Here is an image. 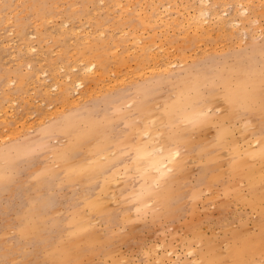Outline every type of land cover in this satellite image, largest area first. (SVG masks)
Here are the masks:
<instances>
[{"label":"rangeland","instance_id":"374dc122","mask_svg":"<svg viewBox=\"0 0 264 264\" xmlns=\"http://www.w3.org/2000/svg\"><path fill=\"white\" fill-rule=\"evenodd\" d=\"M25 1V7H29L31 2H40V0H0V76L6 78L5 83L0 82V137H5L3 141L0 139V167H5L7 161L6 168L1 172L4 180L0 182V264H34L37 257L45 253L43 251L46 245L55 242V239L67 245L71 232L75 234L77 232L83 241H87L81 247L87 249L88 253L80 257L77 264H158V258L170 254H172L168 257L170 259L166 258L162 264H209L210 257L217 261L216 264H253L252 262L264 264L262 242L264 168H260L259 164L264 155L253 158L250 156V148L245 149L247 143L256 137L264 140V135H255L258 123L255 121L256 127L249 123L252 118L249 112L242 117L225 119L224 123H221L222 126L218 124L220 118L229 111L224 101L225 94L228 89L236 88V79L240 76L239 70H235V73L230 74V83L225 85L221 82L220 75L225 76L229 73L227 69L235 66L238 61H240L238 66H244L248 63V58L261 59V56H264V0H239V2L228 0L231 2L229 4L220 0V9L226 5L225 10L230 14L234 13L240 2L242 3L241 7H238L239 10L243 7L250 8L251 20L245 21L241 27H236L238 29L244 27L248 36L229 26L225 29L219 27L213 21L211 34L204 35V42L194 50L195 52H189L190 56L184 64L181 65L177 60L180 65L177 67L173 65L171 69L174 73L162 76L160 82L154 81L155 84L146 88L143 93L134 85L150 79V74L142 78L143 76L137 77L132 71L137 66V57L142 53L141 48L132 45V41L126 44L121 41L126 38L122 35L130 32L131 29L129 25H125L126 22L123 23L126 16L136 15L140 11V5L144 8L151 6V0L107 2L111 9H108V12H111L110 17L106 16V9H102L104 2H97L95 4L97 9H94L91 3L87 4L89 15H76L72 14L74 9L79 10L84 7L81 0H57V2L44 0L49 1L44 5L51 6L54 14L47 15L43 21L38 20L32 12L23 9L22 3ZM185 2L187 0H174L173 5L183 8L187 5ZM197 4V1L189 0L191 14ZM117 19L121 22L118 29L115 26ZM20 23L25 25L24 35L18 32ZM65 23H68L69 27L82 29L84 33L92 28L97 34L107 29L106 35L113 40L103 52L104 56L108 54L109 62L112 64L108 74L103 76L98 69L95 74L80 72L83 64L92 62L90 58L82 59L85 55L84 49L89 43L84 39L83 34L76 38L72 32L66 33L63 25ZM260 25L261 28H257ZM164 32L163 29L159 30L161 40L165 38ZM97 34L95 37L98 36ZM42 36L44 39L40 42ZM150 36L151 31L144 33V42L151 43ZM92 40L96 42V46H101L99 39L91 37L90 41ZM159 43L160 41H157V44ZM216 44L218 49L204 59L208 54L204 52L208 49L206 46L211 48L216 47ZM31 47H36L37 51L29 55L26 50ZM125 47L131 50L123 53ZM219 47H223L222 50H219ZM41 51H44L43 54ZM122 55L127 66L121 67L120 70L114 64L116 57L122 58ZM237 55L243 56V59L237 60ZM192 56L198 58L200 62L194 63L195 59H192ZM29 65L40 73L36 83L33 79L26 78L22 81L16 76L17 70L28 76L32 69ZM59 65L65 69L60 71L62 66ZM128 65L133 67L132 70ZM258 65L259 67L262 65L261 60L258 61ZM71 66L73 68L75 66V70L70 69ZM67 73L71 75V83L66 81ZM200 76L203 79L208 78L209 87L212 84L217 86L212 87L218 89L215 90L216 96L213 101L218 110L209 112L212 115L211 119L202 123V130L194 133L188 144H175V147L181 146L183 151H187L183 153L179 147L183 154L181 156L187 157L174 172V175L179 177L170 184L168 205L163 211L160 201L156 197H148L151 194H146L147 189L144 185L147 181L143 172H136L137 167L134 164L133 169L128 167L131 170L125 173L124 165L130 166L134 156L140 152L136 147L135 140L138 139L136 134H139L136 130L139 132L140 126L144 123L142 121L141 124L139 121L144 117L160 115L161 109L176 98V93L183 91L188 85L192 87L193 82H197V78L201 79ZM128 78L132 81L130 82ZM122 80L126 82H120ZM76 81L82 82L83 87L76 88ZM56 85L58 89L54 90ZM66 87L70 90H68L69 99L63 98L65 95L62 90L64 91ZM44 89L47 90V94ZM119 91H125V97L113 98L109 104L108 101H103L105 97L116 95ZM131 99L135 102L134 106L128 105ZM137 103H141L138 111L134 110ZM261 105L262 115L257 118L264 123V105ZM75 112L80 114L75 120L77 124L80 122V125L78 124V128L76 123L72 124L73 132L80 131L81 126L82 130H85L98 125V122L105 125L109 121L115 125L114 131L112 130V134L109 135L117 136V146L116 143H111L109 152L122 149L130 157L121 166L118 165V168H111L109 174L98 173L93 177L92 172L86 170V174L83 172L82 178H78L77 173L73 171L71 175L76 177L67 179V183L55 182L49 190L43 186L34 187V181L45 175L50 178L52 170L60 168V164L54 160V152L68 143L66 134L53 132L50 126L55 124L64 126L66 124L64 119ZM247 119H249L247 125L250 124L248 127L244 126ZM45 131L48 136L44 134ZM131 133L134 135L132 136ZM130 137L134 138L135 140H132L135 142H128L131 141ZM189 141L195 146L194 148H189ZM92 144L93 142L90 144L88 142L84 145L82 152L88 154ZM225 149L227 150L223 151ZM245 156H248V160ZM103 157L99 158V161L103 162ZM243 159L250 161L244 162ZM9 162L11 166L8 167ZM66 164L73 169L82 170L91 167L93 161L88 156L79 155L78 159L71 158ZM203 164L207 165L206 169L201 167ZM201 168L203 179L199 177ZM132 170L134 172H131ZM115 171L120 172V177L116 176L118 173L115 174ZM122 172L125 176L121 177ZM112 173L115 174L116 179L119 178L120 184L117 187L112 186L113 190L112 187L110 188L113 194L109 191L107 194L105 188ZM250 182L256 186L254 190L248 189ZM122 188L124 191H121ZM104 194L108 195L107 198L113 196L106 199ZM100 196L105 200L100 198L96 200ZM107 200L108 203L110 201L109 206L105 205L108 204ZM101 204L105 206L101 208ZM84 210L88 213L82 216ZM25 219L29 224L39 228L38 237L30 238L36 240L30 241L19 236L18 227ZM61 222L66 226L63 233H51L50 230ZM234 244H241L243 251L232 252L229 247ZM195 250L197 256L189 253ZM197 259L202 261L199 263Z\"/></svg>","mask_w":264,"mask_h":264},{"label":"bare ground","instance_id":"6f19581e","mask_svg":"<svg viewBox=\"0 0 264 264\" xmlns=\"http://www.w3.org/2000/svg\"><path fill=\"white\" fill-rule=\"evenodd\" d=\"M81 1L84 4V7H81V9H79V10L74 9V12H72V14L89 15L90 12L88 11L89 7L87 4L91 3L95 7V4L97 2H102V3L104 2V6L102 9H106L105 10L106 16L110 17L111 12H108V11L111 9H109L110 7H108L107 2L113 3L116 0H81ZM173 1L174 0H151V4H152L151 6L144 8L143 5H140V11H138V13L136 15H132V14L127 15L128 17L126 16V19L123 22V23L126 22L125 25L126 24L129 25L131 27V29L129 30L130 32L125 33V35L121 34L122 36H126L125 39L123 38L124 40H122L121 43L126 44L128 41H132V45H136V46L140 47L141 51H142L141 55L139 57H137L138 63H137L136 68L132 70L133 67H130V65H128L129 68H131V70L136 73L135 75H137V77L139 75V77L143 76L142 78H145V76L147 77L146 74H150V76H149L150 79H147L146 81L142 82L141 84H135L134 85L136 88H140L141 93H143V91L146 88H150L151 86H153L155 84L154 81H156V83L160 82L159 79H161L162 76L170 75V74L174 73V71L171 69L173 67V65H175L177 67V65L184 64V62L190 56L189 52H193L194 50H197V48L201 46L202 42H204L203 41L205 38L204 35L211 32V30H212L211 27H212L213 21H215L214 23L219 25V27H222L225 29L227 26H229L235 30L237 29L238 31L243 32L244 36H248V33L244 27H242L240 29L236 28V27H241L245 21L251 20L250 19L251 18V16H250L251 12H250L249 7H243L241 10H239V8L241 7L240 4L242 2L238 3V7L239 6L240 7L239 8L236 7L234 13L230 14V13H228V11L225 10L226 5H224L222 7V9H220L221 8V5H220L221 1L220 0H218V1L217 0H192L193 2L197 1L198 4L196 7H194L193 13L191 14V12H189V0H187V2H185V3H187V5L183 8L182 7H175V5H173ZM45 2H49V1L42 0V2H41V0H40L39 3H32L31 2L29 7L28 6L25 7L26 1L22 4L24 6L23 9L28 10V12H32L34 15H36V17H38V20L43 21L46 19L47 15L53 16V14H54L52 7L51 6H45L44 5ZM53 2H57V0H54ZM238 2H239V0H238ZM224 3L229 4L231 2H229L228 0H224ZM119 5L121 6V2L119 3ZM109 6H110V4H109ZM128 8H130V7H128ZM94 9H97V8L95 7ZM71 10L72 9H70V11ZM180 11H182L183 13H181ZM97 12H95V13H97ZM241 15H243V16L246 15V16L242 17ZM254 20L256 21L255 18H254ZM10 22H11V19H10ZM120 24H121V22L118 20L115 24V26L117 28L116 27L115 28L118 29V26ZM63 25H65L64 28H65L66 33L72 32L76 38L84 35V39L88 40L87 42L89 44L84 49L85 55L83 56L82 59L84 60V59L90 58V59H92V62L90 61V63L87 65L83 64V62H82L83 66L80 68V70H81L80 72L81 73L85 72L86 74H88L87 72H90V73L95 74V73H97L96 70L98 69V71L101 75L104 76V75L108 74V72L112 68V64H110V62H109L110 57L108 56V54H106L104 56L103 52L107 50V46L113 40L109 39V36L106 35L107 29L102 30L99 34H97V32L94 30V28H92V30H90L89 32H87L88 31L87 30L86 33H84L83 30L80 28L69 27L68 23H65ZM24 26H25L24 23H20L19 31H18L20 35H24V32H23ZM257 28H261V25H260V27L258 26ZM161 29H163L165 31L164 33L166 34L165 38L163 40H161L160 35L158 34L159 30H161ZM149 31H151V36H150V38H152L151 43L148 41L144 42V38H143L144 33H149ZM96 34L98 35L97 37H95ZM217 35H219V34H217ZM119 36H120V34H119ZM91 37H93L95 39L96 38L99 39L100 40L99 44L101 46H96L95 45L96 42L93 40L90 41ZM43 39H44V36L40 37L39 41L42 42ZM157 41H160V43L157 44ZM81 42H83V41H81ZM219 44L221 45V43H219ZM223 44L224 43H222V46H223ZM237 44H238V41H237L236 45ZM206 48H208V49H205L204 52H205V54H207V53L208 54L206 56H204V59L206 57L211 56L212 55L211 52H215L218 49L217 44H216V47L214 46V47L209 48V46L208 47L206 46ZM222 48H220L219 50H222ZM36 49H37L36 47H31L30 49L28 48V50H26V51L29 55H32L34 51H37ZM129 49H130L129 47H125L123 49L124 50L123 53H128ZM43 52H42V54H43ZM132 52H130V53H132ZM237 58H238L237 60H239L241 58L243 59V56L237 55ZM171 59L173 60L172 62H171ZM192 59H195V58L193 57ZM177 60H178V62H180V64L177 63ZM248 60L249 61L247 64H245L244 66L241 65L242 67L238 66V64H240L239 63L240 61H238L235 64V66H232L228 69L226 68L227 72L229 71V73H227L225 76H224V74L220 75L221 82L225 85H228L230 83V79H231L230 74L235 73L236 72L235 70H237V71L239 70L238 74L240 76L237 77V79H236V88L235 89H228L226 94H225L224 101L227 103V105L229 107V111L226 112L224 117L222 116L220 118L218 124H220V126H222L221 123H224L223 121L225 119L231 118V117H242L245 114H247V112H249V114L252 118H250L251 119L250 122H249V119H247L248 121H245V123L249 122L253 127L254 126L256 127V123H255V121H256L258 123V125H257V131L255 132V135L256 136H259V135L263 136L264 135V123L261 122L257 117H261V115H262V105L261 104L264 105V89L262 90V88L264 87V56H261V59L250 57V58H248ZM259 60H261V62H262V65L260 67L258 65ZM198 62H200L198 58L194 60V63H198ZM79 64L81 65V63H79ZM60 66H62V65H59V67ZM75 66H77V65H75ZM75 66H74V68H73V66H71L70 69L73 68L75 70ZM114 66L119 68V69L121 67L127 66V64L124 62V56L123 55H122V58H121V56L116 57V62L114 64ZM29 67H30V69L32 68L31 65H29ZM64 69L65 68L63 66L60 67V71L64 70ZM119 69H116V70L118 71ZM77 72H79V70H77ZM187 73H189V69H187ZM39 74L40 73L37 71H34L33 68L31 69L30 73H28V76L22 74L21 70L16 71V76L20 77L22 81L25 80L26 78H29V79H33L35 81L34 83H36L39 80V77H38ZM43 74H44V76H46V73H44V71H43ZM84 74H83V76H84ZM218 74H219V72H218ZM132 75H134V74H132ZM84 77L87 78L86 75ZM132 78H135V77H132ZM200 78L201 79H199V80L197 78L196 83H195V81L193 82L194 85L192 87H188L189 86L188 85L185 88V86L182 85V86H184L185 89L183 87H182L184 89L183 91L179 89L180 92L178 94L176 93V95H177L176 98L174 100H172L171 102L167 103V105L161 109L162 112L160 115H158V116L154 115V117L149 116V118L146 117L147 119L145 117L144 118L141 117V118H143L141 121H139V118H137L138 121L141 122V124H142V121L144 123V124H142L143 126H140L141 124H139V126H140L139 132L136 130V133H139L138 134L139 136L136 134V138H138V139L135 140L134 138L130 137L131 141L128 140V142H132L135 140L137 150H138V152L140 151L141 153L139 152V154H136L134 156V158L132 159L133 163L131 162L132 164L130 163L131 164L130 166L124 165L125 167L122 166V168L124 167V171H126L125 173H127L128 171L133 169L132 165L134 166V164H136L135 167H137V169L135 171L136 172L141 171L145 175V180L147 181V183L144 185V188L147 189L146 194L147 195L151 194L148 197H156L160 201L161 206L163 207V208H161V210H163V211H164V209L167 208V205H168L169 196H170V194H169L170 193V190H169L170 184L179 177V176L174 175V172H176V170H177L176 168L181 165L183 159H184V161H186L185 159L187 157V156L186 157L181 156V155H183L181 153L182 152L185 153L186 150L183 151V148L181 146H179L182 149V152H181L180 151L181 149L179 150V147H175V144H179V143H183L185 145L188 144V140L191 139L192 135H194V133H198L202 130V127H203L202 123L208 119H211L210 116H212V115H210L209 112L213 111V110L215 111V109H216L213 101L215 100V98H214L216 96L215 90L217 89V88L215 89L214 87H217V86H214V84H212V86H214V87H212V86L209 87L208 78L206 77L203 79L201 76H200ZM212 78H214V77H212ZM33 80H32V82H33ZM100 80H101V77H100ZM118 80H120V79H118ZM66 81H68L69 83L72 82L70 73L66 74ZM113 81H114V79H113ZM129 81L131 82L132 80L129 79ZM219 81H220V79H219ZM219 81H216V82H219ZM0 82L5 83L6 78L3 76H0ZM41 82H42V80H41ZM120 82H123V80ZM124 82H126V81L124 80ZM34 83H32V84L34 85ZM193 83H191V84H193ZM10 84H11V81H10ZM75 84H76V88H82L83 87V83L80 81H76ZM108 84H109V82H108ZM114 84H116V83H114ZM68 85H70V84H68ZM68 87H66L64 91L62 90V92L65 95V96H63L64 99L70 98V96H69L70 94H68V92L70 90L68 89ZM224 87H226V86H224ZM53 89L57 90L58 86L56 85V87H54ZM108 89H110V88H108ZM151 89L153 90V88H151ZM48 90H51V89H48ZM76 90H74V91L76 92ZM44 91L47 94V90L44 89ZM218 95H219V93H218ZM218 95H217V97H218ZM123 97H125V91H123V92L119 91L116 95H112L110 97H105L103 99V101H106V102L108 101L107 104H109V101L113 100V98L114 99H116V98L120 99ZM145 97H146V95H145ZM77 100H81V99H77ZM12 101H14V99ZM72 101H74V99ZM68 103L70 104L71 101H69ZM73 103H77V102H73ZM12 104H13V102H12ZM140 104L141 103H137V105L134 107V110L138 111V109L140 108ZM73 105H75V104H73ZM128 105L134 106L135 102H133L131 99V101L128 103ZM12 106L13 105H11V107ZM5 109H6V107H5ZM219 109L223 110L221 107H219ZM79 110H80V112L82 111L81 108ZM216 110H218V109H216ZM76 112L73 114H70L69 116H67L64 119V121L66 123V124H64V126H63V124L62 125L61 124H55V125L50 126L51 127L50 129L53 132L59 131L63 134H66L67 138H68V143L66 145L63 144V147H61L58 151L54 152V155H55L54 160L58 164H60V168L58 170H55V171L52 170V174H51L50 178L47 175H45L42 178L34 181V187L43 186L49 190V189H51V187L54 185L55 182L56 183H63V182L67 183V179L71 180V179L76 177L75 175H71L73 171H75L77 173L78 178H82V174H83V172H84V174H86V170H89L90 173L92 172L93 177H95L98 173L109 174L111 168L116 169V167L118 165L121 166L122 163H124V161H126V159H128L130 157V155H128V153L122 149H119L117 152H115V151L109 152V148H111L110 147L111 143L112 144L116 143L115 146H117V138H116L117 136L114 137L113 135L112 136L109 135V133H111L112 130L114 131L115 125L109 123V121H108V124H105V125H101L102 123L99 124V122H98V125H93L90 128L88 127L85 130H82L83 128H81L82 127L81 126L79 129L80 131L73 132L74 127H73V130H71L72 124L73 125H74V123L77 124V122H75V120L80 116V114H78ZM10 113H11V109H10ZM54 114H56V112H54ZM8 116H9V114H8ZM13 118H15V117H13ZM243 121H242V123H244ZM20 122H18V123H20ZM62 122H63V120H62ZM93 122L95 123V121H93ZM163 122H165V123H163ZM89 123H91V122H89ZM162 123H163V125H161ZM247 123L244 126L248 127L250 125V124L247 125ZM78 124L80 125V122H78ZM78 124L76 126H78ZM78 128H79V126H78ZM15 133H17V132H15ZM44 134L46 136L49 135V134H47V131H45ZM9 135H10V133H9ZM131 135H132V133H131ZM3 138H5V137H3ZM3 138L0 137V139H2V141H3ZM132 139H134V140H132ZM88 142H89V144L93 142V144L90 147L88 154H86V153L82 152V147L84 145H86ZM194 147L195 146H193L192 142L189 141V148L192 149ZM247 147L250 148V156H253V158H258V157H260V155H264V140L261 139V137L260 138L256 137V138H254V140L248 142L245 149H247ZM226 150L227 149H225L223 151H226ZM240 150H243V149H240ZM223 151L221 152V154L223 153ZM112 152H114V153L111 155ZM107 153H109L110 156ZM105 154H107V155H105ZM79 155L80 156L81 155L88 156L90 158V160L93 161V164L91 165V167H88V169L79 170V169H73L70 167L69 164H66L68 161L71 160V158L75 157L78 159ZM254 155H255V157H254ZM102 156H104L103 162L99 161V158H101ZM126 156H127V158H126ZM250 156H249V158H251ZM245 157H246V160H248L247 159L248 156H245ZM246 160L243 159L242 161H244V162L250 161V160L249 161H246ZM254 160L255 159H252V161H254ZM259 164H260V168H264V158L261 160V162ZM6 166H7V161H6L5 167H0V182H2L4 180V176L1 175V172L4 168H6ZM9 166H11V162H9L8 167ZM128 167H130V168L132 167V168L129 169ZM201 167L206 169L207 165L203 164V165H201ZM202 168H201V172H200V176H199V177H201V179L204 178V175L202 174ZM115 172H116L115 174L118 173L117 171H115ZM131 172H134V171L132 170ZM122 173H121V177L123 175L125 176V173H123V174ZM115 174L112 173L111 174L112 176H110L108 178L109 183H107V186L105 188L107 190V194H108V191L112 192V191H110V188L112 186L117 187L120 184L119 178L117 177L118 180L116 179V176L120 177V175H119L120 172L116 176H115ZM111 183L113 185H111ZM108 184H110L111 186ZM126 184H128V183L126 182ZM113 187L111 188V190H113ZM255 187L256 186L250 182L248 189L254 190ZM123 188L121 189V191L122 190L124 191V189L126 187L124 189ZM141 189H143V188H141ZM159 189H161V190H159ZM134 192H136V189ZM107 194H104L106 199H110L113 196L112 195L111 197L107 198L108 197ZM112 194H113V192H112ZM100 195H102V194H100ZM102 197L100 196L96 200H98L99 198H100V200L101 199L105 200ZM107 203H108V200H107ZM109 204H110V201L108 204H105V205L109 206ZM104 206H102V204H101V208H103ZM83 212L84 213H82L83 214L82 216H84L85 213H88L90 211L88 210V212H85V210H84ZM94 221H96V220H94ZM91 224H92V221H91ZM106 225L108 226V222H106ZM43 226H47V225H43ZM65 229H66L65 224L61 222V223H58L57 225H55L50 230V232L61 234V233H63V230H65ZM38 233H39V228L36 225L29 224L26 219L18 227L19 236H21L23 239H26V240H30V241L36 240V239H30V238L38 237ZM47 235H49V234H47ZM76 235H77V237H76ZM50 236H53V235H50ZM45 239H48V238H45ZM85 242H87V241L86 240L83 241V239L80 238V236L78 235L77 232H76V234H75V232H71V234L68 237V244L67 245L61 243L59 239H55V242L46 245V249L43 251L45 253L42 254L41 256L37 257V260L34 264H46V262H49V264H77L80 257H82L83 255L88 253L87 249H84L83 247H81L82 244L85 245ZM262 242L264 244V239H262ZM229 249L233 250L232 252L236 253L239 251H243V246H241V244H239V245L234 244V245L230 246ZM85 250H87V251H85ZM185 253H187V252H185ZM189 253H191V255L197 256L196 250L193 252H189ZM171 255L172 254H170L169 256H171ZM169 256H161L160 258L157 259V261H158L157 263L162 264L164 262V260L166 258H168ZM41 258H42V260H41ZM168 259H170V258H168ZM200 259H197L199 261V263L202 261ZM216 262L217 261L215 259L210 257L209 264H216ZM252 263L254 264V262H252ZM236 264H240V263H236Z\"/></svg>","mask_w":264,"mask_h":264}]
</instances>
